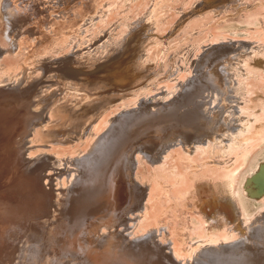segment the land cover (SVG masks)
<instances>
[{
  "label": "bare ground",
  "instance_id": "1",
  "mask_svg": "<svg viewBox=\"0 0 264 264\" xmlns=\"http://www.w3.org/2000/svg\"><path fill=\"white\" fill-rule=\"evenodd\" d=\"M130 1L4 0L0 32L7 49L1 52L18 62L6 66L2 54L0 76L11 85L0 87V102L7 101L0 105V115L7 116L6 109L15 115L27 111L29 134L15 138L16 148L25 150L26 174L39 177L38 190L51 201L46 205L51 211L46 208L40 215L47 217L42 226L27 231L21 225L7 234L12 241L3 244L8 264H144L149 251L162 262L171 252L176 262L200 264L199 250L201 258L213 261L222 251L233 255L244 243L264 245V158L257 163L264 153V12L260 15L257 9H264V0H193L173 9L177 20L169 17L168 0L136 2L142 10L133 9L136 3L131 8ZM117 8L122 16L110 22L109 11L120 12ZM243 25L248 33L242 40L201 50L205 37L216 41ZM115 75L121 80L115 81ZM21 80L33 83L24 89L17 84ZM190 87L194 89L183 99ZM146 106H153L150 114ZM41 108L47 114L44 121L37 113ZM170 121L174 134L156 146L153 138L145 146L138 144L134 153L139 154L130 162L125 149L132 147L131 132L146 122L158 123L162 130ZM37 122L42 125L39 136L34 132L37 138L30 140ZM40 138L52 143L47 147L55 146L51 151L56 154L51 153L52 161L29 166L27 143ZM82 139H88V148L72 154ZM119 158L129 167L137 196L117 213L122 202L114 212L106 206L105 179L111 178ZM49 167L58 171L50 189L42 184ZM30 180L24 179L23 188L30 189ZM30 192L21 206L36 219ZM83 203L96 209L93 221L103 217L106 222L92 223L85 238L67 232L71 241L63 240L64 245L59 239V245L48 221L57 215L60 220L68 207ZM255 203H260L259 210L250 215ZM117 244L120 249L106 251ZM249 248L230 264L255 261L261 249Z\"/></svg>",
  "mask_w": 264,
  "mask_h": 264
},
{
  "label": "rangeland",
  "instance_id": "2",
  "mask_svg": "<svg viewBox=\"0 0 264 264\" xmlns=\"http://www.w3.org/2000/svg\"><path fill=\"white\" fill-rule=\"evenodd\" d=\"M139 1H140V3H143L141 0H138V1L135 0V2H134V0H131L130 1L131 2L130 6L133 3L135 4L136 2L139 3ZM147 1L144 2L143 5L149 3V0H147ZM169 2H170V4H169ZM137 3L135 5H133L134 7L131 6V8L132 7H133V9L134 8L135 9H137V8L139 9L140 8V10H142V8H143L142 5L139 4L141 6L138 7ZM184 3H186L189 6L190 4L193 3V0H175V1H172V0L169 1L168 0L167 4H169L171 6V8H172V11H170L169 13L170 14H171V12L173 13V11L176 10V8L177 9L180 8L181 5L184 4ZM172 5H173L174 8L172 7ZM187 5H185V6H187ZM41 6H43V5H41ZM119 6L123 8V4H120ZM0 9H4V0H0ZM114 9H112V10L114 11ZM117 9H118L117 11H120V12H116L115 13V11L114 12L113 11L112 12L109 11L112 14H110L108 12L107 18H106L107 22H108L109 14L111 16H113L112 18L109 17L110 18L109 20H111L110 22H113L112 19H115L114 21H116V18H117L116 16H119L118 18H121L120 16H122V14H121V12H122L121 10L122 9L121 8H117ZM119 9H121V10H119ZM261 9H259V8L257 9V10H260V11H258L260 13V15L264 12V9H262V11H261ZM113 13H115V14L113 15ZM174 13H175V11H174ZM174 13L171 16L169 14V17H172L175 14L177 16V13H175V14ZM262 15H263V17H262ZM262 15H261L262 20H260L261 21V25L264 23V13ZM176 16H173V18H175ZM169 17H168L169 20L172 19V18H169ZM118 18H117V20H118ZM175 19L177 20V17ZM97 20L98 19L96 18V21ZM96 21H94V22H96ZM173 21H175V20H173ZM96 23H98V22H96ZM0 28H1L0 31L2 32L3 31L2 30V28H3V16H2L1 11H0ZM242 31L246 32L244 25L240 27V30H238L236 32V34L235 33H231V32L224 33L221 36L222 38H220V39H218L216 41H210V40L206 39V37H205V40L202 42L203 46H202L201 50L202 49H206V48H215V46H224L225 44H229V43H227L229 40L231 42H235L236 40H238V41L242 40L241 38H244L247 35V33H248V31L246 32V34L244 32H242ZM1 32H0V44L2 46L0 45L1 46V48H0V56H1L0 57L1 58L0 59L1 60L0 61L1 62L0 66L5 65V63H6V66H7V64L10 66L9 63L12 62V64H13V62H14L13 60L14 59H15V62L16 61L18 62V60L13 55H12L13 58H12V56L9 57L11 55V53L8 56V54H6V52L5 53H3L4 51L1 52V50H6L7 49V47L5 46V44L3 42L4 35ZM212 33H213L214 37L217 36L216 30H212ZM223 41H225V43ZM2 54L6 56V57H4V60H5V63L3 62L4 64L2 63V59H3V55ZM17 62H16V64H17ZM12 64H11V66H13ZM15 73H17V71ZM2 77H4V78H2ZM2 77L0 76L1 81H2V83L0 82V87L6 86L7 88H9L10 85H11V83L9 82L10 80L9 79L6 80L7 79L6 76H2ZM120 80H121V76L118 78L115 75V81H120ZM23 82H24V80H23ZM23 82L21 80L17 84L19 86H21V85L24 86V84H25L24 87L22 86V88H24V89L27 88L26 86L29 87V85H32V83H33V82H31V84H29V82H27V83L24 82V84H21ZM262 83H263V80H262ZM262 83L259 84V86H262ZM193 89H194V87H190L189 90L183 95V99L187 98L189 96V93ZM37 90H39V89L37 88L35 90V92ZM1 93H6V92L2 91ZM26 94H28V92H26ZM33 94H34V92H33ZM31 97L32 96H30V98ZM188 100L191 101L190 97L188 98ZM6 102H0V105L3 104V103H6ZM7 108H9V107H7ZM145 108H148L146 110V114H150V109L153 108V106H146ZM6 110H7L6 111L7 112V116L0 115V118L2 117L0 119V188H1L0 189V194H1L0 195V258L3 257V260L0 259L1 260L0 264H8V262H7L8 260H6V257L4 256L7 248L3 244L8 246V245H10V243L12 241L9 239L7 234H13V233L18 232L17 229L21 225L25 226L23 229L27 230V231H29L30 228L35 229V227H36L35 225L42 226L44 224V222L46 221L47 217H43V216H40V215H43V213H45V210L47 208L46 205H48V204L50 205L51 204L50 203L51 201L50 202L48 201V197H49V200H50V195L48 196V194H46V192L44 194V192L38 190V186L40 185L39 177L36 174H33V173H27L26 174V172H29V171L27 170V168H28L27 162H24V160L26 159V156H27V155H25L26 154L25 150L22 149V150H19V152H18L17 151L18 150V146L16 148V145L18 143L15 142L16 141L15 138H17V140H19L20 138L23 139V137H25L26 135L29 134V132H28V130L26 128L27 111L22 110L21 114L18 113V114L15 115L14 113L10 114V111H11L10 109H6ZM41 110H42V108L40 110H38L37 113L41 112L42 118L44 117L43 119H41V121H44V120L47 119V116H46L47 114H45L44 111H41ZM1 112H4V111L1 110ZM8 114H9V116H8ZM173 122L174 121L166 122L165 127H163L162 130L158 129V126H159L158 123L146 122V123H142L134 131H132L131 135L129 137V143H130V145L132 147L131 148L129 147V149L128 148L125 149L127 151V153H128V158L130 157V162L135 161L136 160L135 159L136 155L139 154V152L134 153V152H136V147H140V146H138V144H143L145 146V143H149V141L153 138L152 144H154L156 146L159 142L165 140V138L167 137V134L168 135H173L174 133H171V131L175 132V130H176L172 126ZM41 126H40V124H38V122L35 123L34 129L30 133V135H31L29 137L30 140H32V138H37L39 136L40 127ZM38 128H39V130H38ZM164 129H168V131H164ZM34 132L38 134L37 137H36V135L33 134ZM87 140L88 139H86V141L83 140L86 143L83 142V141L82 142H78L79 143V145L77 144L78 147L75 146V147H72L73 150L70 148L72 151L70 149L69 150L72 152V154L75 155L76 153H73L74 149L78 148V150L79 149L81 150V148L82 149L88 148ZM138 140H140V141H138ZM37 141H39V140H36L35 143H34V141H31V142L27 143L28 144L27 148L29 147L28 153L30 154V152H31V154H30L31 155V161H30L31 164H29V166L32 165V163H34L35 161H38V160L39 161H41V160L47 161L48 158H50V159L52 158L53 159L54 155L52 156V154H54V153L56 154V152L53 153L51 151V150H53L55 148V146L52 147V149H50L51 147H47V146H50L48 144H52V143H48L44 139L40 138V141H42V142L45 141L46 144H43L45 142L40 143V141H39L38 145H36ZM32 143H34L35 147L40 145V148H42V149L39 150L38 149L39 147L34 148V145ZM14 144H15V146H14ZM31 144H32V146H31ZM41 145L43 147H45V148L47 147L46 149L49 148L50 150H46ZM52 146H53V144H52ZM90 148L87 149L86 153L82 157H86L87 156ZM103 150H106V149L103 148ZM125 150H123V151H125ZM46 151L48 152V154H49L50 151L51 152L48 155L46 153ZM54 151H55V149H54ZM70 151H68V152L70 153ZM72 154L70 153L69 156H73L74 159H75V156L72 155ZM46 156H48V157H46ZM259 156L257 158L258 159L257 163H262L263 158H264V153L260 154ZM27 158H28V156H27ZM52 159H51V161H52ZM65 159H68V156ZM21 161H23L22 165H21ZM118 161L120 162V164L117 167H115L112 171H110V173L112 174L111 178L110 179H105L106 190L109 193V195L107 196V199L105 201L106 206H108L112 210V212H114V209H115L117 203L119 201L122 202L120 207H118V208L116 207V212L117 213L122 208L131 205L133 199L137 196V193L135 192V189H134V187L132 185V178H131V175H130L129 167L125 163L122 164L121 161H120V158L118 159ZM50 166L53 167L52 164ZM119 166H121V167L118 168ZM135 167H136V164H135L134 168L131 167L132 168L131 170H133V172L136 169ZM50 168L51 167H49L48 170L45 169L46 171L44 170V175H48L49 177L42 181V184L47 183V185H49V186H47L49 189L52 187L53 183L56 184V181L54 179H56L57 177L54 176V175L56 174V172H58V171L51 170ZM141 172L142 171H140L139 173H141ZM50 176H52V177H50ZM66 178H67V175H64V179L65 180H67ZM24 179H31L32 181H34L33 185L30 187V189L23 188L24 185L22 186V184H23ZM99 179H97L95 181H98ZM31 180L29 181L30 184L32 183ZM52 180H53V183H51ZM66 187H67V185H65V188ZM57 188L60 189L61 185H57ZM28 190H31V192L28 191ZM29 192L34 195V207L35 208H33L34 211L32 213H33V215L36 213V219H32V218L28 217L29 214H27L26 210H24V207L21 206V202L22 201H26V199H27L26 195L29 194ZM21 198H22V200H21ZM59 201H61V200L60 199L59 200H55V202H59ZM42 203H44L45 205H43L41 207ZM11 204H13V205H11ZM80 205H82V206H79V207H68L64 214H62V213L60 214V220L56 219V218H58L59 215H57L56 218L54 220H52V221H50V220L48 221L47 220L53 226V232L56 233L57 237L56 236L55 237H56V240H57L59 245H60L59 239L62 240V241L66 240L65 242H67V243H68V241H71V238H67V234H66L67 232H73V233L74 232H78V234H80L82 238H85L86 235H89V232H87V228L92 223H94V222H96L98 220L106 222L105 218H103V217H98V218H96L93 221V219L91 217L93 216V213H94V211L96 209L93 208V207H87L84 203L80 204ZM83 205H85L86 207L83 206ZM39 206L41 207L40 211L38 210ZM259 206H260V203H255L253 206H250L249 210H248V213H250V215L255 214L259 210V208H258ZM36 207H37V209H36ZM262 207H264V206L262 205L261 208ZM57 208L59 209V206H57ZM84 209L88 210V214H84L83 213ZM49 210L51 211V209H49V207H48L46 211H49ZM13 215H14V218H13ZM38 216H40V217H38ZM61 217H63V219H61ZM11 219H13V220L11 221ZM108 223H110V222H108ZM51 224L49 225V227H51ZM38 231H40V230L38 229ZM2 232H3V234H2ZM129 232H130V230H129ZM126 233H124V234H126ZM127 234H126V236H127ZM127 238H129V236H127ZM138 238H140V237H135V239H138ZM258 240H260V244H261L262 238L259 237ZM65 242L63 241L64 245H65ZM103 245H106V244H103ZM164 245L166 246V250L164 251L166 253V252H168V250H167L168 249L167 248L168 243H164ZM218 246H220V245H218ZM251 246H254V247L258 248V250L261 249L262 251L259 250L260 252L257 255V259L255 261H249V264H264V254H263L264 253V245L263 244H261L260 246L255 245V244H251V243L250 244H245V243L241 244L238 247H236V249L234 250L235 253L233 251V255H230L231 253H229V251H227V250L226 251H222L223 255H221L220 257H218L216 259H214L213 261H211L210 259L205 258V257L201 258L200 254L203 252V250H199L197 252L196 258L197 257L199 258L198 260H199L200 264H214V263H217V264L229 263L230 264L231 259H233L235 257H238V255H246L249 252V249H250L249 247H251ZM120 247H121V245L117 244L114 247H108V248H105V249H106V251H115L117 249H120ZM12 250H15V247H13ZM236 250H238V251H236ZM258 250H256V251L258 252ZM16 252L18 253V251H16ZM16 252H15V254H16ZM149 254H151L150 258H146ZM154 254L155 253L153 251H149L147 254H145V260L143 261L144 264L145 263L146 264H171V261H173L172 260L173 255H172L171 252L166 253V254L169 255V257L166 258V262H162L161 260H159V258L154 259V257H155ZM14 256H16V255H14ZM140 256L143 257L142 255H140ZM10 258H12V257H10ZM152 259H154V260L151 262ZM173 259L175 261V258H173ZM133 263L136 264L135 262H133ZM181 263H182L181 260L178 261V262H176V261L174 262V264H181ZM185 263H186V261L184 262V264Z\"/></svg>",
  "mask_w": 264,
  "mask_h": 264
}]
</instances>
